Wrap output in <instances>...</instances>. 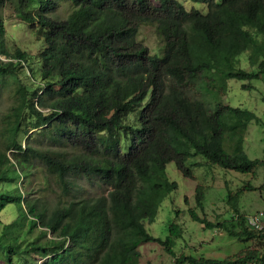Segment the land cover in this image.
<instances>
[{"label":"trees","instance_id":"obj_1","mask_svg":"<svg viewBox=\"0 0 264 264\" xmlns=\"http://www.w3.org/2000/svg\"><path fill=\"white\" fill-rule=\"evenodd\" d=\"M192 1L206 11L181 0H0V102L15 86L0 115V210L17 212L0 231V264H139V245L148 241L163 244L177 264H264V248L221 259L177 255L176 224L165 239L146 226L179 187L169 163L186 178L196 155L244 174L264 166V156L251 158L244 143L249 124L261 118L223 100L229 79L245 89L264 82V0ZM64 3L66 14L58 11ZM6 5L38 24L50 50L39 56L40 92L23 79L36 78L28 52L6 38ZM144 22L158 24L157 52L136 39ZM81 174L105 192L92 193ZM18 179L24 187L9 186ZM245 189L264 190V183L228 194L237 212ZM204 196L197 185L201 209ZM190 212L206 227L264 243V231L249 228L243 213L228 227Z\"/></svg>","mask_w":264,"mask_h":264},{"label":"rangeland","instance_id":"obj_2","mask_svg":"<svg viewBox=\"0 0 264 264\" xmlns=\"http://www.w3.org/2000/svg\"><path fill=\"white\" fill-rule=\"evenodd\" d=\"M159 3L160 0H153ZM188 9L193 7L206 11L205 4H199L192 0H181ZM70 10V5L64 3L58 10L66 14ZM157 23L144 22L140 24L136 33V39L147 44L152 53L157 52L161 45ZM4 26L6 38L11 46H20L25 49L29 56V66L32 67L36 78L23 77L29 90L43 89L44 79L40 77L39 56L41 53L49 54L48 47L43 50V39L38 37L39 31L37 23L24 21L18 17L12 7H4ZM38 30L36 31V29ZM43 51V52H42ZM3 59L6 57L1 55ZM28 71V70H27ZM26 78V79H25ZM252 89L243 88V82L239 79H229L227 92L224 95V102L234 106H241L252 109L261 118V122L252 121L249 124L245 135V150L251 158L264 156V82L262 80H252ZM15 86L10 85L4 90L3 98L0 102V115L8 111L12 102L13 90ZM48 111V110H45ZM21 140L25 144L27 135L21 133ZM189 165L193 170V177L186 178L176 168L174 163H169L167 170L171 179L179 184L177 190L168 194L161 203L156 218L153 222H146L147 228L156 236L165 239L170 234L169 225L174 223L180 228V233L172 236V249L177 255L191 254L196 257L224 258L229 255H244L248 248H264V243L257 239L241 241L231 236L224 228L214 226L206 227L198 220H194L190 212L194 209L199 216H206L214 224L224 223L232 227L236 223L239 212L244 215L254 213L264 209V190L245 189L240 195L238 210L231 206L228 201V194L235 193L245 184L251 183L260 186L264 183V166L254 168V173L244 174L231 169H223L216 165H208L206 159L201 155H196L189 160ZM79 181L92 193L99 194L105 192V186L97 183L96 178L81 174ZM16 183L24 187V181L18 179L10 183V187ZM42 175L38 176V185L44 184ZM6 186V183H4ZM201 185L204 190V209L196 204V186ZM48 198L51 197L49 191H45ZM17 215L16 209L12 205L5 206L0 210V231L4 224L10 223ZM235 228V227H234ZM235 229H239L236 226ZM141 258L139 264H177L176 257L171 254L166 247L158 241L143 242L139 245ZM30 256V254H27ZM41 260V256H37ZM188 264V263H183ZM247 264H259L258 261H249Z\"/></svg>","mask_w":264,"mask_h":264},{"label":"built area","instance_id":"obj_3","mask_svg":"<svg viewBox=\"0 0 264 264\" xmlns=\"http://www.w3.org/2000/svg\"><path fill=\"white\" fill-rule=\"evenodd\" d=\"M246 224L249 228L264 231V209L246 215Z\"/></svg>","mask_w":264,"mask_h":264}]
</instances>
